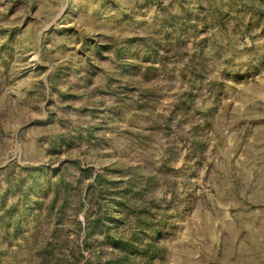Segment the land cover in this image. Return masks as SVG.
I'll use <instances>...</instances> for the list:
<instances>
[{"label":"rangeland","instance_id":"1","mask_svg":"<svg viewBox=\"0 0 264 264\" xmlns=\"http://www.w3.org/2000/svg\"><path fill=\"white\" fill-rule=\"evenodd\" d=\"M0 264H264V0H0Z\"/></svg>","mask_w":264,"mask_h":264}]
</instances>
